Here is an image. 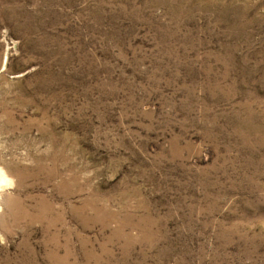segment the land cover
Wrapping results in <instances>:
<instances>
[{"label":"rangeland","instance_id":"rangeland-1","mask_svg":"<svg viewBox=\"0 0 264 264\" xmlns=\"http://www.w3.org/2000/svg\"><path fill=\"white\" fill-rule=\"evenodd\" d=\"M0 264H264V0H0Z\"/></svg>","mask_w":264,"mask_h":264},{"label":"bare ground","instance_id":"bare-ground-1","mask_svg":"<svg viewBox=\"0 0 264 264\" xmlns=\"http://www.w3.org/2000/svg\"><path fill=\"white\" fill-rule=\"evenodd\" d=\"M0 177H1V173H0Z\"/></svg>","mask_w":264,"mask_h":264}]
</instances>
